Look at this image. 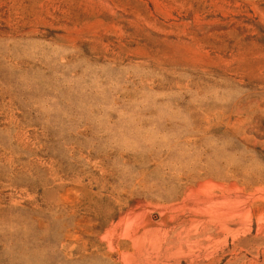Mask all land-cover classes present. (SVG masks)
<instances>
[{"label": "rangeland", "instance_id": "rangeland-1", "mask_svg": "<svg viewBox=\"0 0 264 264\" xmlns=\"http://www.w3.org/2000/svg\"><path fill=\"white\" fill-rule=\"evenodd\" d=\"M0 264H264V0H0Z\"/></svg>", "mask_w": 264, "mask_h": 264}]
</instances>
